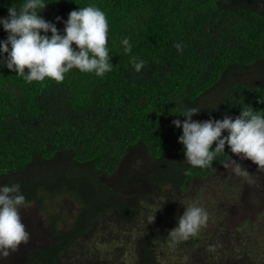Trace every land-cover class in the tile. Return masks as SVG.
Instances as JSON below:
<instances>
[{
	"label": "trees",
	"instance_id": "16d2710c",
	"mask_svg": "<svg viewBox=\"0 0 264 264\" xmlns=\"http://www.w3.org/2000/svg\"><path fill=\"white\" fill-rule=\"evenodd\" d=\"M24 2L0 0V19ZM43 2L39 15L61 34L70 11L99 7L113 68L103 76L73 68L61 83L47 77L29 83L0 61V186L18 183L48 227L39 247L22 244L20 264H60L106 213L133 228L131 264H262L263 251L250 245L263 240L264 227L242 213L259 210L264 192L250 189L257 178L264 186L263 173L250 160L244 167L251 182L224 169L228 155L235 158L227 145L212 167L191 166L172 121L183 122L179 114L192 107L201 109L196 121L236 117L244 104L264 110L257 102L264 99V0ZM7 35L0 25V41ZM132 56L144 61L139 72ZM238 72L254 79L239 81ZM136 155L146 162L141 177L129 167ZM63 198L74 209L61 207ZM193 202L209 213L207 227L172 249L168 231Z\"/></svg>",
	"mask_w": 264,
	"mask_h": 264
},
{
	"label": "clouds",
	"instance_id": "9594fccd",
	"mask_svg": "<svg viewBox=\"0 0 264 264\" xmlns=\"http://www.w3.org/2000/svg\"><path fill=\"white\" fill-rule=\"evenodd\" d=\"M45 7L43 0H25L19 10L13 5L8 8V16L0 19V25L8 33L7 38L0 41V61L7 69L29 83L42 82L46 77L61 83L73 68L96 76L112 70L107 47L108 20L99 7L89 5L70 11L64 21L63 34L54 23L39 15ZM56 20L59 22L61 18L56 17ZM121 44L125 54H130L129 39L125 37ZM174 47L182 52L180 43ZM5 53L6 58L3 57ZM129 63L137 72L144 66V61H138L136 56H132ZM257 102L264 103V99ZM200 110L186 108L179 114L185 117L183 122L172 121L182 130L178 143L183 145L184 157L191 166L212 167L215 158L225 153L227 145L231 154L241 160H250L257 169L264 170V110H253L251 105L244 104L236 117L225 115L223 119L193 120ZM222 165L251 182L246 168L229 155ZM25 205L26 198L18 183L0 186V256L4 258L30 239L20 216V209ZM208 219L209 213L203 207L195 202L188 204L176 226L168 231V246L174 249L179 242L197 237L200 230L207 227ZM154 222L155 214L148 224ZM216 247L210 245L208 251H215Z\"/></svg>",
	"mask_w": 264,
	"mask_h": 264
},
{
	"label": "rangeland",
	"instance_id": "374dc122",
	"mask_svg": "<svg viewBox=\"0 0 264 264\" xmlns=\"http://www.w3.org/2000/svg\"><path fill=\"white\" fill-rule=\"evenodd\" d=\"M264 70V62L260 65ZM256 70V69H254ZM238 80H244L249 82L253 80V75H244V77L238 72ZM234 160L238 162L241 159L235 156ZM145 160L142 155H136L130 162L129 167L134 174L140 172V177L144 170ZM244 160L241 164L244 166ZM230 170V169H229ZM223 172V171H222ZM264 175V170H261ZM264 179V178H263ZM109 180H111L109 178ZM1 181V180H0ZM252 192H264L263 183L260 180H256V185L250 189ZM154 202L157 201V197L153 196ZM153 202V203H154ZM61 207L64 209H74V204L70 198H63L61 201ZM258 209L246 210L242 213L243 217H248L251 223H259V227H264V200L258 204ZM260 215V217H259ZM20 216L23 224L26 227V231L30 234V239L27 244H24L29 249L39 247L48 237V227L44 224L45 217L39 211L34 203H28L20 209ZM141 225V224H140ZM233 226V225H232ZM133 228L124 219L119 216L106 213L102 220L98 224V227L92 233L89 240L80 241L77 243L75 249L66 253L60 260V264H93L98 263L100 260L111 261L117 264H131L133 261L134 246L131 244ZM231 231L229 227H226L224 232ZM262 231V230H261ZM260 231V232H261ZM229 233V232H228ZM262 233V232H261ZM263 240L252 243L254 246L264 253V234L262 233ZM220 242L225 241V236L219 238ZM254 241V240H253ZM23 245V246H24ZM223 244H220V246ZM22 244L19 246L18 251L11 253L8 257L4 258L0 256V264H20L24 261L23 254L21 253ZM23 251V250H22ZM264 264V260L262 262Z\"/></svg>",
	"mask_w": 264,
	"mask_h": 264
}]
</instances>
